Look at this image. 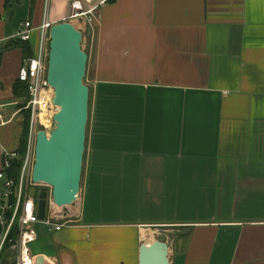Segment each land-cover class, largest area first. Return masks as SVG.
Wrapping results in <instances>:
<instances>
[{
	"label": "crops",
	"instance_id": "1",
	"mask_svg": "<svg viewBox=\"0 0 264 264\" xmlns=\"http://www.w3.org/2000/svg\"><path fill=\"white\" fill-rule=\"evenodd\" d=\"M69 1L46 16L87 37L95 116L78 207L60 231L37 228L38 255L138 264L164 235L170 264H264V0H78L90 23L68 19ZM44 13L0 0V169L24 109L22 49L6 45L29 22L33 55Z\"/></svg>",
	"mask_w": 264,
	"mask_h": 264
},
{
	"label": "water",
	"instance_id": "2",
	"mask_svg": "<svg viewBox=\"0 0 264 264\" xmlns=\"http://www.w3.org/2000/svg\"><path fill=\"white\" fill-rule=\"evenodd\" d=\"M82 40V33L69 21L49 29L46 84L53 90L56 112L49 134L36 133L31 180L50 188V199L57 206L69 204L80 192L89 108V88L84 81L88 55L82 50ZM28 194L38 199L37 215L43 221L47 189L34 186ZM168 252L166 237L160 235L150 244H141L138 264H170ZM36 264L48 263L37 255Z\"/></svg>",
	"mask_w": 264,
	"mask_h": 264
},
{
	"label": "built area",
	"instance_id": "3",
	"mask_svg": "<svg viewBox=\"0 0 264 264\" xmlns=\"http://www.w3.org/2000/svg\"><path fill=\"white\" fill-rule=\"evenodd\" d=\"M50 0H44V20L38 28L39 44L36 52L24 59L18 71L17 79L26 84L28 99L24 106L29 111L30 121L27 133V148L20 156L17 149L2 153V166L0 169V264H36V256L32 255L28 245L38 238L37 227L40 225L45 232H57L63 228L54 216L46 215L43 221L38 219L37 198L29 196L31 187L37 189L31 180L33 157L31 147L38 127L48 132L53 123L56 108L52 105L53 92L46 84V69L48 58L49 29L52 24L46 16V9ZM71 15L68 19L86 18L91 11H84L78 0H70ZM32 31L29 22L24 24V30L19 34V39L26 42L30 39ZM1 113V107H0ZM53 113V114H52ZM1 118V117H0ZM0 124H4L0 122ZM48 126V127H47ZM21 159V167L17 177H11L13 162Z\"/></svg>",
	"mask_w": 264,
	"mask_h": 264
},
{
	"label": "rangeland",
	"instance_id": "4",
	"mask_svg": "<svg viewBox=\"0 0 264 264\" xmlns=\"http://www.w3.org/2000/svg\"><path fill=\"white\" fill-rule=\"evenodd\" d=\"M87 37H86V35H85V33H84V40L82 41V44H81V46H82V50L84 51V52H86L87 53V51L89 50V45H88V43H87ZM93 62H94V60H88V62H87V71H86V77H85V84L88 86L89 84H90V78H91V74H92V72H93V68H94V64H93ZM92 96H91V92L89 93V108H88V123H87V128H88V126H92V125H90L91 124V121H93V119H94V116H95V112H93V109L91 108V105L90 104H92V98H91ZM25 110V109H24ZM21 115L23 114L22 112L20 113ZM23 121H24V117H23V115H22V118L19 120V124H20V126H22V123H23ZM29 121H30V116H29ZM28 127H29V124H28ZM52 127V126H51ZM86 128V129H87ZM39 130H41L39 127H38V131ZM19 131V135H18V140H17V143H18V147H19V138H20V135H21V131H22V129L20 128V130H18ZM28 133V132H27ZM36 136V135H35ZM87 130H86V142H85V151H86V146H87ZM27 145H28V143H27ZM27 145L25 146V148H24V151L26 150V148H27ZM17 147V148H18ZM34 150H35V138H34V141H33V143H32V147H31V157H33V161H34ZM84 154H85V152H84ZM33 164H34V162H33ZM82 170H83V167H82ZM81 178H82V176H81ZM81 185H82V180H81V183H80V188H81ZM42 188H46L47 189V191H48V204H47V213H46V215H49V213H50V215H51V213L52 214H55V216H57L58 217V220H54V222L55 223H59V224H62L63 226H65L64 224H66L65 222L66 221H69V219H70V217L68 218V210H69V208H75L77 205H78V203H77V200H78V198H79V196H80V192H79V195H78V197L75 199V200H73V201H71L69 204H67V205H65V206H57V205H55L52 201H51V199H50V191H51V189L50 188H48V187H46L45 185H40V187L38 188V189H42ZM78 207V206H77ZM76 207V208H77ZM75 214H77V212H75ZM77 216V215H76ZM56 217V218H57ZM40 226V225H39ZM38 226V227H39ZM37 227V228H38ZM37 232H38V230H37ZM40 233H38V235H39ZM42 236L41 237H38L37 238V240L36 241H34V242H32V243H30L29 245H28V248H29V250H30V252H31V254L32 255H35V256H37L38 255V253L39 252H41V246L43 245L42 244ZM3 264H10V263H8V262H6V263H3Z\"/></svg>",
	"mask_w": 264,
	"mask_h": 264
},
{
	"label": "trees",
	"instance_id": "5",
	"mask_svg": "<svg viewBox=\"0 0 264 264\" xmlns=\"http://www.w3.org/2000/svg\"><path fill=\"white\" fill-rule=\"evenodd\" d=\"M114 0H106V2L111 3ZM7 47H13V46H19L22 49L23 53V60L27 59L32 56V51L30 47L25 45V43L16 41V42H10L9 44L6 45ZM13 96L16 99H23L24 104L23 108L26 104V101L28 99L27 96V86L26 84L19 82L18 79L15 81L14 86H13ZM22 115L24 117V121L21 126V135L19 138V147L17 148V152L19 153L20 156L23 155L24 153V148L27 144V132H28V124H29V111L28 110H22ZM21 167V159L18 161L13 162V166L10 172H8V175L11 177H17L19 169Z\"/></svg>",
	"mask_w": 264,
	"mask_h": 264
},
{
	"label": "bare ground",
	"instance_id": "6",
	"mask_svg": "<svg viewBox=\"0 0 264 264\" xmlns=\"http://www.w3.org/2000/svg\"><path fill=\"white\" fill-rule=\"evenodd\" d=\"M51 89V88H50ZM52 90V89H51ZM52 92H53V90H52ZM53 114V113H52ZM48 127V126H47ZM41 130H43V129H41ZM38 132V131H37ZM46 132V131H45ZM46 134L48 135L49 134V131L48 132H46Z\"/></svg>",
	"mask_w": 264,
	"mask_h": 264
}]
</instances>
